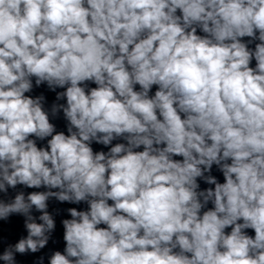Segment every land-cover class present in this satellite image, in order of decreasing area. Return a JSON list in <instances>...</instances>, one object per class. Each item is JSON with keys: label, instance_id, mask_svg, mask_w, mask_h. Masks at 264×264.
<instances>
[{"label": "clouds", "instance_id": "1", "mask_svg": "<svg viewBox=\"0 0 264 264\" xmlns=\"http://www.w3.org/2000/svg\"><path fill=\"white\" fill-rule=\"evenodd\" d=\"M0 264H264V0H0Z\"/></svg>", "mask_w": 264, "mask_h": 264}]
</instances>
